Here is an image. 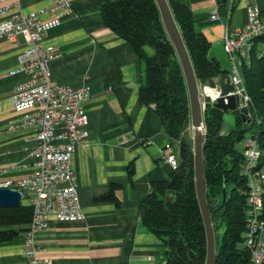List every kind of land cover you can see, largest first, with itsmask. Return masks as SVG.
Instances as JSON below:
<instances>
[{
	"label": "crops",
	"instance_id": "1",
	"mask_svg": "<svg viewBox=\"0 0 264 264\" xmlns=\"http://www.w3.org/2000/svg\"><path fill=\"white\" fill-rule=\"evenodd\" d=\"M70 1L74 15L50 29L44 41L60 51L49 63L52 78L61 85L91 90L83 104L89 116V147L78 145L73 155L85 218L67 222L49 217L47 227L36 234L41 255L52 264H164L167 247L143 224L141 204L152 183L166 180L174 169L166 161L171 138L159 115L140 98L145 62L129 42L106 27L101 0ZM184 1L193 11L197 28L211 42L210 56L227 71L231 66V75L224 35L245 25L248 4L259 6L264 17V0ZM21 4L23 12L31 13L51 7L53 0H21ZM216 8L219 19L212 20ZM41 18L48 21L52 15L43 13ZM263 44L264 39L258 40L259 56H264ZM24 50L23 39L17 44L0 38V181L18 180L35 169V159L26 149L35 144L30 141L35 130L7 131L15 115V87L28 79L24 73H12ZM145 52L153 54L147 47ZM235 64L240 72V59ZM229 113L234 116L225 113L224 134L235 127V116L231 124L225 120ZM112 184L119 185V206L96 200ZM24 242L25 234L0 243V264H24Z\"/></svg>",
	"mask_w": 264,
	"mask_h": 264
},
{
	"label": "trees",
	"instance_id": "2",
	"mask_svg": "<svg viewBox=\"0 0 264 264\" xmlns=\"http://www.w3.org/2000/svg\"><path fill=\"white\" fill-rule=\"evenodd\" d=\"M189 51L197 79L207 85L227 73L217 58L210 56L211 42L199 30L190 5L168 0ZM106 27L131 44L145 62V83L140 98L161 118L171 145L178 153L179 166L171 176L152 183L141 204L143 224L167 247L164 264H206L207 232L200 208L192 140L187 134L191 120L190 101L184 72L176 49L166 31L156 0H101ZM250 62L242 61V75L251 99V123L245 128L239 112H233L235 127L222 132L225 112L207 99L204 176L207 201L216 237L215 264H249L247 248L248 185L244 175V141L254 137L264 150V56L257 54V42ZM153 50L147 55L145 48ZM251 131L252 135L247 136ZM131 177L133 171L131 170ZM112 184L97 201L119 200ZM174 191L168 200L169 191ZM31 206L0 208V243L13 241L29 229ZM224 226V232L220 233Z\"/></svg>",
	"mask_w": 264,
	"mask_h": 264
},
{
	"label": "built area",
	"instance_id": "3",
	"mask_svg": "<svg viewBox=\"0 0 264 264\" xmlns=\"http://www.w3.org/2000/svg\"><path fill=\"white\" fill-rule=\"evenodd\" d=\"M243 27L229 30L223 38L224 50L233 66L231 82L234 94L248 106L251 99L236 60L250 62L257 39L264 37V17L259 6L248 4ZM52 18L43 21L41 15ZM74 15L70 0H53V5L41 11L25 13L21 0H0V38L17 44L24 41L25 50L19 55L18 67L12 73H24L28 79L15 87L12 96L15 115L8 132L31 128L35 130L34 145L26 147L35 159L34 171L18 180L0 181V188L17 189L27 198L33 216L25 234L24 264H52L41 255L42 248L36 234L47 227L51 216L59 221H81L85 218L73 155L78 145L89 147V116L84 102L91 96L90 87L74 88L61 85L51 75L49 63L60 56L58 47L46 44L45 34ZM211 19H219L213 9ZM209 84L202 86V101L215 104L219 92L207 94ZM244 175L248 185L247 232L245 244L250 251L251 264H264V150L254 137L244 141ZM166 161L175 170L179 166L178 153L171 143L166 147ZM153 257L149 256V260Z\"/></svg>",
	"mask_w": 264,
	"mask_h": 264
},
{
	"label": "water",
	"instance_id": "4",
	"mask_svg": "<svg viewBox=\"0 0 264 264\" xmlns=\"http://www.w3.org/2000/svg\"><path fill=\"white\" fill-rule=\"evenodd\" d=\"M156 2L160 9L166 31L176 49L186 79L190 101L191 128L193 130L192 138L194 146L193 152L195 160L196 191L207 232L208 250L206 264H215L217 247L215 228L207 201V191L204 176V144L206 141L204 114L206 106L203 104L201 97L203 85L200 84L197 79L189 51L169 1L156 0ZM209 87L219 92V97L215 102V107L221 109L225 113L239 112L244 127H249L251 123L249 108L245 105H242L243 98L240 95L234 94L235 86L231 82V75L229 71L222 74L217 81L211 80ZM169 194L168 200H172L174 191L170 190ZM21 203L22 193L19 190L12 188H0V208L18 207L21 205Z\"/></svg>",
	"mask_w": 264,
	"mask_h": 264
},
{
	"label": "rangeland",
	"instance_id": "5",
	"mask_svg": "<svg viewBox=\"0 0 264 264\" xmlns=\"http://www.w3.org/2000/svg\"><path fill=\"white\" fill-rule=\"evenodd\" d=\"M262 45V44H261ZM264 45V44H263ZM147 49H151L150 47H147ZM151 51H152V49H151ZM227 67H228V64L226 65ZM231 68V66H229L228 67V71H229V73H230V69ZM240 74L242 75V68H240ZM243 76V75H242ZM248 107V106H247ZM233 117L234 116H232L231 115V113H229V114H227L226 115V118H225V120H226V122L227 123H232L233 122ZM230 119V120H229ZM187 134H188V136L190 137V139L192 140V144H193V138H192V136H193V130H192V128H191V120H190V125H189V127H188V130H187ZM252 135V132L251 131H249V132H247V136H251ZM194 147V146H193ZM22 203L23 204H28V199L27 198H23L22 199ZM224 230H225V227L224 226H222L221 227V229H220V233H221V235H222V233L224 232Z\"/></svg>",
	"mask_w": 264,
	"mask_h": 264
},
{
	"label": "bare ground",
	"instance_id": "6",
	"mask_svg": "<svg viewBox=\"0 0 264 264\" xmlns=\"http://www.w3.org/2000/svg\"><path fill=\"white\" fill-rule=\"evenodd\" d=\"M206 93H207V94H213V93H214V90L211 89V88H207V89H206Z\"/></svg>",
	"mask_w": 264,
	"mask_h": 264
}]
</instances>
